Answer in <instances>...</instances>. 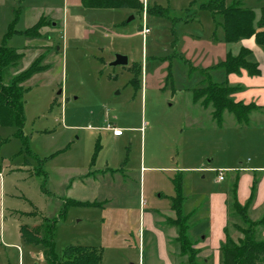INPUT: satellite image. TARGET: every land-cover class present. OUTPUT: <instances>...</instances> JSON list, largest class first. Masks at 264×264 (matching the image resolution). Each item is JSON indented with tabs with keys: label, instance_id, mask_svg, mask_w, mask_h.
Instances as JSON below:
<instances>
[{
	"label": "rangeland",
	"instance_id": "rangeland-1",
	"mask_svg": "<svg viewBox=\"0 0 264 264\" xmlns=\"http://www.w3.org/2000/svg\"><path fill=\"white\" fill-rule=\"evenodd\" d=\"M140 1L138 13L86 7L81 0H0V45L22 53L4 70L3 82L39 55L47 65L23 82L24 138L15 126L0 125V264H47L40 244L19 231L44 220H55L40 235L49 234L58 258L66 246L84 245L101 250L99 264H176L175 229L167 218L177 171L183 209L193 211L190 234L201 238L210 195L225 192L227 198L232 188L230 168L264 164L262 122L240 126L224 111L217 125L210 107L191 100L198 69L214 65L224 52L235 54L242 40L224 41L216 28L221 17L202 6L207 0ZM242 1L257 14L264 5ZM147 5L160 6L163 15H146ZM143 17L149 28L144 36ZM38 19L39 36L25 37ZM116 55L126 64H113ZM153 57L165 60L145 70V58ZM134 64L141 66L137 87ZM168 64L172 82L165 80ZM191 65L197 69L190 71ZM212 77L221 81L224 73L213 70ZM108 123L122 135L113 137ZM212 169H225L221 181ZM87 171L93 174L86 177ZM227 219L235 239L231 225L240 219ZM220 263V255L210 256L209 264Z\"/></svg>",
	"mask_w": 264,
	"mask_h": 264
},
{
	"label": "trees",
	"instance_id": "trees-1",
	"mask_svg": "<svg viewBox=\"0 0 264 264\" xmlns=\"http://www.w3.org/2000/svg\"><path fill=\"white\" fill-rule=\"evenodd\" d=\"M81 2L86 7L128 8L138 13L142 12V8H144L143 2L140 0H81ZM202 6L211 13L212 17L215 15L221 17V22L216 23V28L221 27L226 43H235L253 36L255 44L261 49L264 56V5L259 7L258 14L245 5L242 0H232L228 4L226 0H207ZM145 11L146 15H163L164 13L163 8L158 5L152 7L147 5ZM40 19L23 31L25 37L32 39L39 36V29L42 25ZM250 55L251 52L248 48L240 47L236 54L228 51L224 58L214 65L198 69L200 79L197 85L190 89L191 100L200 107H210L211 119L217 125H221L224 111L229 112L238 125L244 126L249 124L250 115L253 112L263 109V107L252 102L235 101L232 94L240 86L231 85L227 80L229 74H239L241 71H245L250 76L261 73L258 62L250 59ZM21 57L22 53L14 47L6 46L4 41L0 45V125L15 126L16 135L24 138L21 129L24 122L23 93L26 88L23 86V82L32 75L44 71L47 65L42 62L43 56L39 55L25 69L17 73L9 83H4L2 79L4 70L15 66ZM164 60L165 57H153L152 61L147 62V58H145V70H152L161 65ZM131 69L134 73L131 82L137 87L141 66L134 64ZM196 69L195 66H190V71ZM217 69L224 73V79L221 81L213 80L212 71ZM171 71V65L168 64L165 80L170 82H172ZM181 172L177 171V176L173 180L175 194L171 197L170 204L173 215L167 218V223L175 229L174 244L178 256L176 264H209V260L199 256L200 248L196 245L200 238H195L190 234L189 217L193 211L185 212L183 209ZM254 184L255 180L253 186ZM235 186L233 183L226 198V208L227 216H234L235 214L240 219V223H232L231 225L238 236L235 239L232 237L227 219V224L223 229L224 240L219 245L220 264H264V237H260L257 231L259 226H264V214L257 220L250 219L246 209L251 196L246 204L240 205L236 199ZM64 208L60 214L64 212ZM44 221V224L41 223L31 228L21 225L19 231L25 241L40 244L43 259L47 264L100 263L101 250L84 245H68L63 249L61 257L58 258L54 253L49 234L48 236L40 235L43 226L49 224V227H52L55 220L52 222Z\"/></svg>",
	"mask_w": 264,
	"mask_h": 264
},
{
	"label": "crops",
	"instance_id": "crops-1",
	"mask_svg": "<svg viewBox=\"0 0 264 264\" xmlns=\"http://www.w3.org/2000/svg\"><path fill=\"white\" fill-rule=\"evenodd\" d=\"M52 26H54V22ZM240 47L248 48L251 52V55L255 54L256 59L253 60H256L258 62L261 73L256 76H250L245 71H241L239 74H235V73L229 74L227 76L228 83L231 85L240 86L238 90L234 91L232 97L235 101H242L244 103L252 102L255 103L256 105L263 107V109L261 111H257L256 114L253 115L254 118H250L249 121H252V119H254L255 121L262 122L264 125V73H263L264 56L262 51L256 46L253 36L247 39H242L239 48ZM225 54L226 52L223 53L222 59L224 58ZM121 135L119 136L112 135V136L120 137ZM181 168L189 169L193 167H181ZM205 169H211V168L206 167ZM117 171H118L117 169H112L111 172L115 173ZM230 171H235L233 178H234V183L236 185L235 191H236V199L238 203L240 205L246 204V202L251 196V200L249 201L246 209V212L250 217V219H252L251 216L258 214L262 210L264 214V164L256 162L252 165H247L239 162V166L235 168H230ZM92 174L93 172L87 171L86 177H90ZM254 180H255V184L253 186ZM208 206H209V210H208L209 223L206 230V234H204V236L200 238L196 246L200 248L199 256L201 258L209 260L210 256H213L215 260V257L217 255H220L219 245L224 240L223 229L227 224V218H228L227 208H226V193L219 192L216 194H211L209 197ZM257 219L253 218L252 220H257ZM259 227L257 228L259 229L258 233L259 234L261 233L262 237H264V226H259ZM173 245L175 248V254L177 256V250L174 244V238H173ZM166 264H170V263H166Z\"/></svg>",
	"mask_w": 264,
	"mask_h": 264
},
{
	"label": "built area",
	"instance_id": "built-area-1",
	"mask_svg": "<svg viewBox=\"0 0 264 264\" xmlns=\"http://www.w3.org/2000/svg\"><path fill=\"white\" fill-rule=\"evenodd\" d=\"M149 32V28L145 22V17L142 18V24H141V27H140V33L142 36H144V34L148 33ZM107 130H110L112 132V135L114 136H119L122 134V129L120 128H117V127H114L112 125H110L109 123L106 125L105 127ZM214 170V169H212ZM216 173H217V177H216V180L217 181H221L223 179V171H225V169H216L214 170Z\"/></svg>",
	"mask_w": 264,
	"mask_h": 264
},
{
	"label": "water",
	"instance_id": "water-1",
	"mask_svg": "<svg viewBox=\"0 0 264 264\" xmlns=\"http://www.w3.org/2000/svg\"><path fill=\"white\" fill-rule=\"evenodd\" d=\"M113 64H126V57L122 55H116Z\"/></svg>",
	"mask_w": 264,
	"mask_h": 264
}]
</instances>
